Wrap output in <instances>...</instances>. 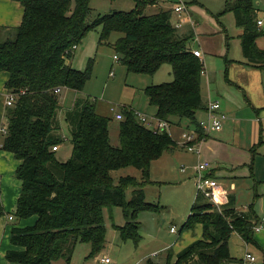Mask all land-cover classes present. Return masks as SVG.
<instances>
[{
  "label": "trees",
  "instance_id": "obj_1",
  "mask_svg": "<svg viewBox=\"0 0 264 264\" xmlns=\"http://www.w3.org/2000/svg\"><path fill=\"white\" fill-rule=\"evenodd\" d=\"M16 1L23 8L22 20L14 26L13 36L0 41V72L7 75L6 92L14 95L13 104L5 109L1 148L19 161L15 174L22 183L12 215L17 222L10 233L13 248L5 252L6 259L16 264H56L60 260L69 264L80 242L90 243L89 257L96 256L105 246L106 206L123 207L125 223L117 226L121 237L138 240L139 212L159 207L146 200L144 188L153 182L152 163L180 146L173 131L152 130L131 106L122 108L119 145H112L111 117L98 113L96 101L82 95L91 77L92 62L81 70L73 67L71 60L90 30L102 26L101 42L114 31L122 32L115 49L128 72L154 74L165 63L172 67L173 80L144 89L149 104L156 108L155 116L171 125L188 122L186 129L193 127L200 139L206 138L197 118L198 111L208 108L201 94L203 61L188 44L193 29L181 31L175 26V6L146 13L153 0H135L131 10L98 15L92 21H88L90 0ZM227 12L234 14L236 25L243 30L240 39L246 62L264 70V48L256 42L264 35L258 24V3L226 0L219 15ZM63 87L76 92L73 105L64 110L72 143L65 161L59 160L53 149L64 141L56 132L61 127L57 89ZM129 166L137 167L140 177L127 174L116 180L113 173ZM210 175L214 176L213 172ZM130 187L132 198L128 200ZM235 201L229 194L219 208L197 192L182 232H194L201 226V237L175 254L169 251L143 264L240 262L230 251L232 234L258 245L255 228L261 230L262 220L253 205L240 210ZM5 214L0 200V217ZM33 216V224H19Z\"/></svg>",
  "mask_w": 264,
  "mask_h": 264
},
{
  "label": "rangeland",
  "instance_id": "obj_2",
  "mask_svg": "<svg viewBox=\"0 0 264 264\" xmlns=\"http://www.w3.org/2000/svg\"><path fill=\"white\" fill-rule=\"evenodd\" d=\"M256 2L259 3V0ZM178 3L187 6L182 19L192 17L198 21L195 25V33L203 44L198 43L194 38H190L188 44L197 45L203 53L201 60L206 71V74L202 73L201 77L203 96L209 98L208 89H211V92L221 93L219 101L224 109L229 106V111L230 108L238 110L239 115L236 117L232 115L231 120L229 119V122L223 126L221 134L219 131L210 134V137H217L227 143L215 145L217 149H209L204 158L197 159V153L176 149L174 151L177 152L176 155H169L171 152H166L162 159L159 158L152 163L153 182L144 188L146 200L158 204L159 207L155 211L139 212L140 238L138 240L133 238L124 240L121 237L117 226L125 223L123 207L106 206L104 208L106 230L104 248L96 256L89 257L91 244L80 242L69 264H101L99 259L103 256H109L112 264H143L145 259L153 257L154 253H158L155 258H160L161 254L166 255L169 251L175 254L173 249L181 250L193 240L200 238L202 230L199 226L194 232L186 230L182 232V225L191 212V206L197 194L194 171L200 161H209L211 166L204 173L210 174L213 167L214 176L229 190L230 182H235L236 207L243 210L248 209L251 204L259 216H264V91L260 90V88L264 90V70L235 64V61L243 62L242 57H244L239 39L242 28L236 25L232 12L219 15L225 7L226 0H153L145 12L157 13L171 9ZM135 4V0H90L91 12L88 21L113 11L131 10ZM15 6L18 8L14 7V10L7 8L8 13H13L14 18L20 14L19 5ZM173 19L177 21L178 13L173 14ZM192 19L190 18V21ZM187 23V29L191 28V23ZM14 26L0 28V41L13 36ZM101 31L100 25L86 34L71 62L73 67L81 70L86 69L90 61L92 62L91 77L87 80L82 95L96 101L98 113L111 117V143L118 146L119 131L115 132V129L119 128L120 121L115 118V112L134 102L143 103L147 98L144 91L147 85L171 81L174 76L169 63L163 64L154 74L128 72L120 58L115 57L118 55L115 42L123 33L114 31L106 41L101 42ZM260 40L264 45V38ZM226 58L235 60L229 68L228 76L225 66ZM234 80L239 84H246L248 90L245 88V91H242L235 85L237 83ZM247 84H250V88ZM75 93L68 87H63L59 93L61 110L58 116L61 127L56 129V132L64 137V141L60 144L56 155L61 161L67 160L72 151L71 131L65 119L64 110L72 106ZM250 100H253L259 113L253 108L254 105L250 104ZM201 115H203L202 111H198L197 118ZM4 122L3 125H5ZM4 136V131H1L0 141ZM174 137L180 139L181 135L174 132ZM9 166L8 163L7 168ZM3 174L4 172H0V197L4 201L5 187L10 186L11 179L9 176L1 179ZM127 174L140 177V171L135 166L113 173L116 180L117 177ZM13 177L15 186L18 185L21 189V180L19 181L15 173ZM126 198L128 200L132 198L131 187L126 191ZM9 212L13 213V210ZM16 223L15 220H11V227ZM258 234L260 244L251 243L247 248L256 255L258 264H264V232ZM1 243L4 249V237ZM3 251L0 249V264H4ZM61 261L63 262V260L59 262Z\"/></svg>",
  "mask_w": 264,
  "mask_h": 264
},
{
  "label": "crops",
  "instance_id": "obj_3",
  "mask_svg": "<svg viewBox=\"0 0 264 264\" xmlns=\"http://www.w3.org/2000/svg\"><path fill=\"white\" fill-rule=\"evenodd\" d=\"M16 4L19 5L20 14H18L14 18L13 13H10V12L8 13L7 8H12L14 10V7H17V6H15ZM182 14L183 13H181L180 15L178 14V19L177 20L180 19L183 22L182 26L181 27H178V28L180 30H182L183 28H184L183 30H186L187 29L186 25L188 24L187 22L191 23V26H192L191 28L193 29V32H194V36H193L194 40L197 41L200 44H203L201 41H199V36L196 35V33H195V25L198 23V21L192 19V17H184V19H182ZM22 15H23V8H22L21 4L18 1H16V0H0V28H2V27L7 28L9 26L12 27L13 25H15V26L19 25L20 22H21V20H22ZM190 18L192 19L191 21H190ZM258 20H262L263 21V23H262V25H260V27L262 29H264V0H259V3H258ZM241 33H242V29H241V31L239 33V39H240V34ZM262 38H264V35L263 36H260L256 40L257 45L260 48H264V45L261 44L262 43V40H260ZM190 46L193 49H199L197 47V45H195V44H190ZM242 58H243L242 59L243 62H238V61H235L233 59L232 60L229 59L230 61H228V58H226V64H225V66H226V69H227L226 70L227 76H228L229 68L232 66V62H234V61L236 62L235 63L236 65H241V66L244 65V67H248V66L249 67H252V65H250V64H248L246 62L245 57H242ZM71 65H72V62H71ZM253 67L259 69L256 66H253ZM6 81H7V75L5 73H3V72H0V134H1V131H2L3 121L5 119V109H6L5 94H6V91H7L6 90V87H5ZM234 82H236V81L234 80ZM236 83L237 84H235V85L239 86V88L242 91H245L244 89L245 88L246 89L248 88V87H246V84H239L238 82H236ZM247 86H249V88H250V84H247ZM260 90L262 92L264 91L261 88H260ZM60 92H61V90H60ZM225 92L227 94V91H225ZM201 94H202V91H201ZM208 96H209V98H206L202 94V97H203V99L206 102H209L210 100H212L211 97H215V98H217L216 100L219 101V100H221L220 98H221L222 95H221V93H218L216 91L211 92V89H208ZM75 98H76V94H75ZM75 98H74V100H75ZM250 101H251L250 104L254 105L253 108L256 109L253 100H250ZM127 106H131L135 110H138V111H140L142 113H145L148 116H155L156 108L149 104L148 97L145 98V100L143 101V103L134 102V103L129 104ZM221 107H222L221 109L224 112H226L227 115H228V118L225 120L224 125H226V123L229 122L228 120L230 118H232V115H234L235 117H236V115H239L238 110H235V109H231L230 108V111H229V109H228L229 106H226L225 109H224V106L223 105H221ZM96 110H97V107H96ZM256 111H258L257 113H259V110L258 109H256ZM202 114L203 115H201L200 119H202V118H204L206 116L205 111L204 112L202 111ZM257 118H259V117H257ZM119 121H121V120H119ZM187 125H188V122H184L181 125L172 124L171 125V131H173L172 132L173 134H174V132H177V134H180L181 135V133L183 131L188 130V129H186V127H190V126H187ZM223 129H224V127L221 130H223ZM221 130H219V132H220L219 134H221L223 132ZM117 131H119V129L116 127L115 132H117ZM215 132L218 133V131H215ZM175 139L178 140V138H175ZM222 142H226V141H223V140H221V139H219L217 137H210V134H209L204 139V142H203V148H204V150L202 148V152L204 151V153L203 154L201 153L200 156L197 155L196 156L197 159H198V157L199 158H201V157L204 158L203 156H205V154L208 153L209 149H217L214 146L215 145L217 146V145H219ZM1 143H2V141H0V172H4V174L1 175V179L4 178L5 176H9L10 179H11V181L9 182L10 186L5 187L4 197H3L4 198V201L0 197V200H2L4 202L3 206L5 208V211L8 210V212L3 216L4 218L3 217H0V242L2 240V237H4V249H2V243L0 244V249H1V251L4 250L3 251L4 252V264H16V263L10 262V261H8L6 259L5 252L9 248H13V245L10 242V233H11V228H12L11 227V220H14V217H13V219H10L9 217H10V215H13L14 216V213L16 211V206H17V199H18V196H19V193H20V190H21L18 185L15 186L14 177H13L14 176V173L16 172V168H17V166L19 164V161L14 157V155L12 153H10V152H8L6 150H3L1 148ZM60 146L61 145H59V149H60ZM176 149L182 150V148H180V147H175L172 150H169V151H166V152H171V153H169V155H171V154L176 155L177 152H174ZM185 151H187V150H185ZM193 155H194V153H193ZM163 157H160V159H162ZM8 163L10 164V166L7 168V164ZM194 163H195V161H194ZM14 169H15V171H14ZM211 172H213V174L215 175V170H214L213 167H211ZM194 178H195V171H194ZM19 181H20V179H19ZM220 183L228 191V194L234 195L235 196V199L237 200V196L235 195V192H234V190L237 188L235 182L234 181H231L230 182V185H229L230 186V190L227 188L226 185L223 184V182L220 181ZM10 210H13V213H10L9 212ZM243 210H246V209H243ZM259 217L262 220V222H261V230H259L257 233H255V239H256V241H257L258 244H260V239H259L260 237H259V234L258 233L264 232V216H262V217L259 216ZM35 220H36V216H33V217L28 218V219H22V220H20L19 221V224L20 225L33 224L35 222ZM199 227H201V226H199ZM201 230H202V228H201ZM248 245H250V244L249 243H246L238 233H233L232 234V236L230 238V251H231L232 256L237 257V258H241L243 256L244 252L248 250V248H247ZM174 250H175V252H179L180 251L178 249H174ZM157 254L158 253H154L153 256H156ZM148 258H150V257H147L145 259V261ZM141 260H143V259H141ZM56 264H65V262L64 261L63 262L61 261V262H57ZM140 264H142V263H140Z\"/></svg>",
  "mask_w": 264,
  "mask_h": 264
},
{
  "label": "built area",
  "instance_id": "obj_4",
  "mask_svg": "<svg viewBox=\"0 0 264 264\" xmlns=\"http://www.w3.org/2000/svg\"><path fill=\"white\" fill-rule=\"evenodd\" d=\"M174 9L175 12L180 15L184 11H187V6L183 3H178L175 4ZM262 23V20H258L259 26L262 25ZM182 24L183 22L180 19L175 22L176 27H181ZM193 53L200 59L202 58V50L193 49ZM115 57L119 58L117 55ZM202 73L206 74V71L203 69ZM57 90L60 91V88ZM5 97L6 105H12L14 102V95L12 93L6 92ZM221 108V104L218 100H210L208 102V108L205 111L206 116L200 119V125L207 136L223 128L224 122L228 118V115ZM134 111L137 117L152 130H168L171 132V124L167 120L161 119L157 116H148L147 114L138 110ZM115 117L118 120H123L124 115L122 110L117 111L115 113ZM204 139L205 137L201 139L199 138V134L195 128H190L181 133V137L177 140V143L182 149L197 153L198 156H200L202 153ZM53 149L58 150L59 145L54 146ZM210 166L211 163L209 161H200V163L195 168L197 192L205 195V197H207L211 202L220 208L222 204H225L228 201L229 194L217 177L204 173V171ZM10 219H12V215L10 216ZM173 229L174 228H172V230ZM255 229L259 231L260 227H256ZM240 260L241 261L236 264H258L256 255L248 250L244 252ZM99 261L101 264H112L109 256H103L99 259Z\"/></svg>",
  "mask_w": 264,
  "mask_h": 264
}]
</instances>
